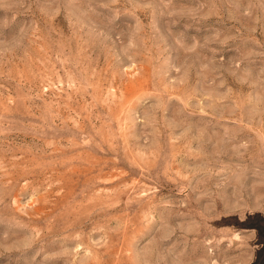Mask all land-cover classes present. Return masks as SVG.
I'll use <instances>...</instances> for the list:
<instances>
[{
    "label": "rangeland",
    "instance_id": "1",
    "mask_svg": "<svg viewBox=\"0 0 264 264\" xmlns=\"http://www.w3.org/2000/svg\"><path fill=\"white\" fill-rule=\"evenodd\" d=\"M256 214L264 0H0V264H250Z\"/></svg>",
    "mask_w": 264,
    "mask_h": 264
},
{
    "label": "trees",
    "instance_id": "2",
    "mask_svg": "<svg viewBox=\"0 0 264 264\" xmlns=\"http://www.w3.org/2000/svg\"><path fill=\"white\" fill-rule=\"evenodd\" d=\"M256 216L259 219V224L255 227L259 248L255 251L254 258L250 264H264V215L256 214Z\"/></svg>",
    "mask_w": 264,
    "mask_h": 264
}]
</instances>
